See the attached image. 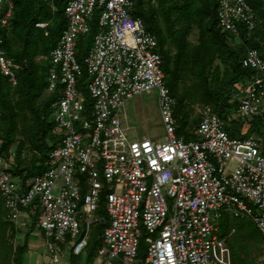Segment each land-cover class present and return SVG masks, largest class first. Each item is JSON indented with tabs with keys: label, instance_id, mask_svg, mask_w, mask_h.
<instances>
[{
	"label": "built area",
	"instance_id": "built-area-1",
	"mask_svg": "<svg viewBox=\"0 0 264 264\" xmlns=\"http://www.w3.org/2000/svg\"><path fill=\"white\" fill-rule=\"evenodd\" d=\"M132 5L133 0H65L67 27L43 58L45 91L57 95L56 145L47 152L46 169L24 185L12 175L14 152L0 155L4 219L25 233L35 223L52 264L61 262L67 243L72 255H82L96 223L100 245L91 264H232L215 223L223 212L247 218L264 244V152L253 134L230 136L209 106L199 112L195 138L176 136L175 100L164 84L158 41L130 14ZM12 9L13 0H0L1 27ZM95 10L97 31L80 62L77 43ZM216 18L221 30L233 34L256 24L246 0H218ZM241 63L254 73L240 83L236 115L250 120L264 115V56L249 49ZM18 68L0 47V74L13 85ZM154 90L164 141L131 140L121 109L127 99ZM102 199L105 216L96 217ZM142 234L146 255L139 259Z\"/></svg>",
	"mask_w": 264,
	"mask_h": 264
},
{
	"label": "trees",
	"instance_id": "trees-1",
	"mask_svg": "<svg viewBox=\"0 0 264 264\" xmlns=\"http://www.w3.org/2000/svg\"><path fill=\"white\" fill-rule=\"evenodd\" d=\"M246 1L256 14L255 27L248 32L244 26H239L238 33L233 34L218 26V0H133L130 14L139 18L158 41L164 84L175 100L173 114L177 137L185 140L196 137L192 131L199 114L191 119L186 111L187 106L194 103L201 107L209 106L220 117L230 136L244 137L240 133L242 123H238L239 128L235 131L225 125V121L234 122L230 116L243 94V89H235V84L254 73V70L242 67L245 52L256 49L264 56V0ZM64 5L65 0H13L12 17L7 25L0 26V47L6 57L19 66L14 85L0 74V155H7L10 150L14 152L12 175L19 178L22 185L46 169L47 152L56 145L52 103L57 95L45 91L48 62L43 58L67 27ZM97 19L95 10L89 21L88 33L77 43L76 58L80 62L97 31ZM40 22L47 25L36 26ZM193 28L198 31L195 43L189 40ZM86 76L83 72L82 81ZM247 121L259 123L260 127L255 128L253 135L264 152V115ZM20 126L25 129V137L19 139ZM248 133L251 135L252 131ZM25 151L30 155L29 159L23 153ZM97 214L105 215L103 199ZM4 217L0 197V255L12 264H25L24 256L29 252L28 237L35 223L25 234L23 242L13 246L8 236L14 234V229ZM142 237L146 243V235L142 234ZM141 238L138 258H141L143 248ZM92 239L88 242L86 249L89 250L85 256L71 255L72 258H85L86 264H91L100 245V241ZM228 246L233 260V249L230 244Z\"/></svg>",
	"mask_w": 264,
	"mask_h": 264
},
{
	"label": "rangeland",
	"instance_id": "rangeland-1",
	"mask_svg": "<svg viewBox=\"0 0 264 264\" xmlns=\"http://www.w3.org/2000/svg\"><path fill=\"white\" fill-rule=\"evenodd\" d=\"M197 32L198 31L195 28L191 30L189 40L192 43H195L196 41ZM240 83L242 82L235 84V89L240 90ZM201 108L202 107L199 103H194L187 106L186 111L189 113L190 118L192 119L193 117H196L197 114H199ZM230 117L234 120V122L225 121V125L229 126L231 130L236 131V129L239 128L237 127L239 122L242 123V126L250 124L248 131H252V134L254 133L253 131L256 127H260L259 123L257 122L250 123L247 120L239 118V116L236 115V110ZM121 121L122 128L125 130L126 136L131 140H137L142 137L148 136L157 141H164L163 127L160 122L157 105V92L155 90L144 92L138 96L127 99L125 101L124 107L121 109ZM24 132V127L20 126L17 137L19 139L21 137H25ZM192 132L196 134L195 128ZM240 133H242V131H240ZM23 153L27 156V159H29L30 155L26 151ZM61 184L62 179H58L57 186H60ZM57 189L58 187H56L55 192H57ZM215 225H217L218 228L217 234L221 237L223 236V238L226 239L227 244H230L233 249L234 264H264V244L262 242L259 231L249 219L234 217L232 214L223 212ZM32 230L33 233H31L28 237L30 242L29 252L24 256L25 264H29L32 255L43 257L44 259L50 258L49 253L45 252L46 237L43 234V231L37 229L36 227ZM13 232L14 234H9L8 238L9 242L12 243L13 246H15L19 242H23L26 233L25 230H13ZM141 243L143 248L142 251H140V256L141 258H143L146 253V243L144 242L143 237L141 238ZM71 255L72 254L70 252L67 253V256L73 262H77L78 264H86L85 258L76 260L75 258H72ZM141 258L139 257V259ZM0 264H12V262H8L0 255ZM46 264L52 263L50 262V260H48Z\"/></svg>",
	"mask_w": 264,
	"mask_h": 264
},
{
	"label": "crops",
	"instance_id": "crops-1",
	"mask_svg": "<svg viewBox=\"0 0 264 264\" xmlns=\"http://www.w3.org/2000/svg\"><path fill=\"white\" fill-rule=\"evenodd\" d=\"M249 127H250V124H246V125L242 126L243 130L241 128V131H242V133H244V134H242V136L244 135V137H246V136L250 135V134H248V128ZM100 205H101V202H100ZM97 212H98V210L95 213L96 217H104L105 216V215L104 216H98ZM93 227L91 228V231H90V234H89V237H88V242L92 238L95 241L96 240L99 241L98 239H99V234H100V230H101V225L99 223H96L95 225H93ZM67 241H68V239H67ZM28 242H29V240H28ZM29 247H30V242H29ZM88 250L89 249H85V251L82 254V256H85L86 252H88ZM68 252H70V245L67 243L66 245H64L63 256H62L63 258H62V260H61V262L59 264H78V263H74L71 259H69V257L67 256ZM33 257H34V259H33ZM47 262H48V259H44L43 257L32 255L31 260L29 261V264H46ZM232 264H234L233 260H232Z\"/></svg>",
	"mask_w": 264,
	"mask_h": 264
}]
</instances>
